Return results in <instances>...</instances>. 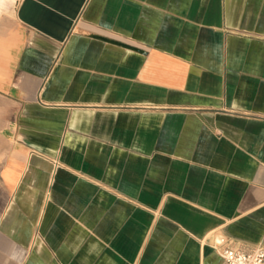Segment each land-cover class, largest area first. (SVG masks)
I'll use <instances>...</instances> for the list:
<instances>
[{"label": "crops", "instance_id": "obj_1", "mask_svg": "<svg viewBox=\"0 0 264 264\" xmlns=\"http://www.w3.org/2000/svg\"><path fill=\"white\" fill-rule=\"evenodd\" d=\"M264 237V0H18L0 20V264H228Z\"/></svg>", "mask_w": 264, "mask_h": 264}, {"label": "built area", "instance_id": "obj_2", "mask_svg": "<svg viewBox=\"0 0 264 264\" xmlns=\"http://www.w3.org/2000/svg\"><path fill=\"white\" fill-rule=\"evenodd\" d=\"M221 256L228 264H264V237L253 251L227 248Z\"/></svg>", "mask_w": 264, "mask_h": 264}, {"label": "rangeland", "instance_id": "obj_3", "mask_svg": "<svg viewBox=\"0 0 264 264\" xmlns=\"http://www.w3.org/2000/svg\"><path fill=\"white\" fill-rule=\"evenodd\" d=\"M18 0H0V20L5 17L10 20Z\"/></svg>", "mask_w": 264, "mask_h": 264}]
</instances>
